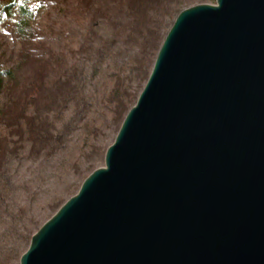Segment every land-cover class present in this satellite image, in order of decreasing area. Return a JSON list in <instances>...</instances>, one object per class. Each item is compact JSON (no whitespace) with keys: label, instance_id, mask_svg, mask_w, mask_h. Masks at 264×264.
Returning <instances> with one entry per match:
<instances>
[{"label":"water","instance_id":"water-1","mask_svg":"<svg viewBox=\"0 0 264 264\" xmlns=\"http://www.w3.org/2000/svg\"><path fill=\"white\" fill-rule=\"evenodd\" d=\"M80 186L18 264H264V0L180 12Z\"/></svg>","mask_w":264,"mask_h":264},{"label":"trees","instance_id":"trees-1","mask_svg":"<svg viewBox=\"0 0 264 264\" xmlns=\"http://www.w3.org/2000/svg\"><path fill=\"white\" fill-rule=\"evenodd\" d=\"M191 2L0 0V264H18L44 214L66 202L58 168L80 185L96 171L168 23ZM36 172L44 184L34 195L26 187Z\"/></svg>","mask_w":264,"mask_h":264},{"label":"rangeland","instance_id":"rangeland-1","mask_svg":"<svg viewBox=\"0 0 264 264\" xmlns=\"http://www.w3.org/2000/svg\"><path fill=\"white\" fill-rule=\"evenodd\" d=\"M215 3H216V0H192V2H191L192 5H190L188 7H185V8L187 9V8L194 7V6L201 5V4H210V5H213ZM185 8H184V10H185ZM177 16H179V15L176 14V18H177ZM175 20H172V21H170V23H168V26L170 28L173 26L172 24H174ZM169 29H168V32H169ZM99 30L100 31L101 30H104V27L103 26L100 27ZM73 136L74 137L72 139H74L73 140V144H74L77 141L78 136L75 135V134ZM115 138H116V135L115 136H112V138H111V140L109 141L108 144L109 145H112V143L114 142ZM104 158H105V156L103 157V159ZM57 163H58V165L60 164L59 163V160L56 163H54V164H57ZM96 167H97V169L104 167V160L98 162L97 165H96ZM57 170H58V172H56L57 177L59 176L58 178L59 179L62 178V180H63V183H64V185L62 184L63 185V188L64 187L65 188H69V190H70L69 194H67L66 197L64 198V200L68 201L71 197L74 196L72 194L75 193V192H77V186L81 184L80 183L81 181L78 179L77 176H75L72 173H70V170H67L66 173L64 172L65 170L63 172L59 168ZM33 175L34 176H32L31 180L28 181V184L29 185L26 188H27V191H29L31 194H34L35 195V194H37V193L40 192L41 187L44 184V178L41 179L38 172L34 173ZM47 184H48V182L45 184V189L49 188V186L52 185L51 183L49 185H47ZM50 196H51V191L49 193L45 194V196H43L42 198H40V199L38 198L39 201L37 202V208L38 207H41L42 204H45L48 201L47 199H49ZM51 214H52V211H47V213L44 214V221H48L51 218Z\"/></svg>","mask_w":264,"mask_h":264}]
</instances>
